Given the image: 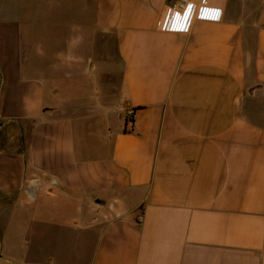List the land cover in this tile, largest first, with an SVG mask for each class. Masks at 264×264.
Segmentation results:
<instances>
[{
  "label": "crops",
  "instance_id": "obj_1",
  "mask_svg": "<svg viewBox=\"0 0 264 264\" xmlns=\"http://www.w3.org/2000/svg\"><path fill=\"white\" fill-rule=\"evenodd\" d=\"M177 1L0 0V264H264V0Z\"/></svg>",
  "mask_w": 264,
  "mask_h": 264
},
{
  "label": "built area",
  "instance_id": "obj_2",
  "mask_svg": "<svg viewBox=\"0 0 264 264\" xmlns=\"http://www.w3.org/2000/svg\"><path fill=\"white\" fill-rule=\"evenodd\" d=\"M191 5L192 9L188 6ZM197 10L196 3H189L188 0H178L176 4L164 9L161 19L157 23V29L161 32L188 33L192 20ZM179 14V19H177ZM131 112H129V116Z\"/></svg>",
  "mask_w": 264,
  "mask_h": 264
},
{
  "label": "rangeland",
  "instance_id": "obj_3",
  "mask_svg": "<svg viewBox=\"0 0 264 264\" xmlns=\"http://www.w3.org/2000/svg\"><path fill=\"white\" fill-rule=\"evenodd\" d=\"M62 85V91L64 94L68 95H75L77 97H83L84 94L86 95L87 92L89 91V88L87 87V91L85 90V86L82 87V83H63ZM16 239H13V242L11 243V249L12 251L10 255L12 256L13 260L15 261L16 264H24L21 260V254H22V249L18 247V237H15Z\"/></svg>",
  "mask_w": 264,
  "mask_h": 264
},
{
  "label": "snow or ice",
  "instance_id": "obj_4",
  "mask_svg": "<svg viewBox=\"0 0 264 264\" xmlns=\"http://www.w3.org/2000/svg\"><path fill=\"white\" fill-rule=\"evenodd\" d=\"M188 8H189V9H192V6H191V5H189V6H188ZM176 18H177V19H179V18H180V17H179V14H177V17H176Z\"/></svg>",
  "mask_w": 264,
  "mask_h": 264
},
{
  "label": "trees",
  "instance_id": "obj_5",
  "mask_svg": "<svg viewBox=\"0 0 264 264\" xmlns=\"http://www.w3.org/2000/svg\"><path fill=\"white\" fill-rule=\"evenodd\" d=\"M132 116V112H131V115L129 116V118ZM129 118H126L125 119V123H127L129 121Z\"/></svg>",
  "mask_w": 264,
  "mask_h": 264
}]
</instances>
